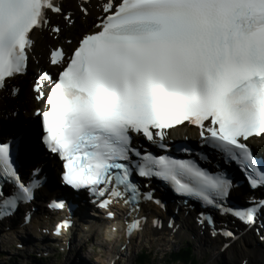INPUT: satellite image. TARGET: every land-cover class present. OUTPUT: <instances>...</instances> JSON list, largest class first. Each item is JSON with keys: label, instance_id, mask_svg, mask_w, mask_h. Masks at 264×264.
I'll use <instances>...</instances> for the list:
<instances>
[{"label": "snow or ice", "instance_id": "1", "mask_svg": "<svg viewBox=\"0 0 264 264\" xmlns=\"http://www.w3.org/2000/svg\"><path fill=\"white\" fill-rule=\"evenodd\" d=\"M49 11L61 13L62 5L0 0V88L26 73L33 35L50 26ZM103 13L66 58L62 49L52 50L50 63L62 69L55 78L41 71L33 82L35 98L45 104L36 110L45 142L65 161L63 182L89 191L107 219L114 218L115 201L138 211L141 202L152 200V191L141 192L131 179L135 174L158 178L178 195L253 226L264 213V199L249 197L247 207L232 209L226 201L235 185L224 171L210 173L194 159L153 154L137 141L165 150L169 130L187 122L202 145L239 164L251 188L264 186V166L251 146L264 140V0H106ZM37 175L33 170V178L22 182L10 162V144L0 142V182L16 189L0 201V215L34 198ZM49 207L59 209L61 201ZM144 220L126 221V234ZM198 222L212 226L213 237H224L225 249L237 239L232 231H218L210 215L201 213ZM66 224L61 219L54 234Z\"/></svg>", "mask_w": 264, "mask_h": 264}, {"label": "bare ground", "instance_id": "2", "mask_svg": "<svg viewBox=\"0 0 264 264\" xmlns=\"http://www.w3.org/2000/svg\"><path fill=\"white\" fill-rule=\"evenodd\" d=\"M63 3L66 5V13H64L63 16H60V19L56 20V18L52 15L47 16L50 23L61 25V31L57 35H51V37L56 38V41L49 38L47 35L49 27H47V30H45L46 28L37 30L33 35L34 45L30 53L31 55H34L38 62L36 65L31 66L32 69H49L44 57L46 49L52 44H55V42L61 43L65 47H72L76 43L75 40L80 34L88 31L89 28L93 30V25L99 22V19L96 16L100 13V8H96V5H104L106 0H63ZM64 15L70 16L72 23L67 22L63 18ZM69 40L71 41V44H68L67 41ZM31 79L30 73L18 76L15 79V82L20 87V92L16 96L11 95V92H5L6 90L0 93V106L3 105L4 109L10 113L9 117L7 118L8 122L12 123L14 120L12 116V110L19 109L22 115H29L28 113L31 112V109L38 106L39 103L34 100V93L31 92L29 86H27ZM254 141L259 142L262 140L254 139ZM35 155H38V153ZM20 163L22 162L20 161ZM44 189L45 187L42 188L41 195L43 194ZM89 209L91 211L92 207H89ZM175 210L176 209L173 204L171 206L166 205L160 207L155 202H144L140 208L138 217H144L145 220L141 222L139 230H135L136 232H133L132 236H135L132 240L134 241H131V239L125 240L124 237L120 235L118 238L119 245L117 244V246L120 247L121 243H124V241L125 243H130V245H127V248L121 250H119V248L117 249L116 247L114 252L109 256L106 264H119L117 263L119 255L124 256L127 254L131 255V260L134 261L138 252L135 251L133 253V251L136 247L140 246V243L144 239H147V243H150L151 240H153L154 242L162 243L163 245L167 244L170 246L177 239H181L183 235H189V237H192L194 244H198L199 248H201L200 246L203 247L201 248V251H205L204 246L209 247L211 251V258L215 262L223 261L226 264H241L245 258L250 259L252 262L255 260H264V241H261V239L255 240L250 236L249 231L242 233L238 240L230 243L227 249L224 250V244L228 243L225 238H223L221 235L213 237L209 229H206L204 225H193V213L188 211L177 212ZM43 211L44 210H41V207L38 206L37 210L32 214V218L28 219V223H25L24 220L17 215L11 219L12 224L15 222L17 226H11L9 229L3 230L0 234L4 237H0V249L2 248L1 250L4 253V256L9 251L21 254L24 252L26 248L25 246L31 243V245L38 247L39 251L43 252L42 254L45 256H50L54 252L64 251V257L62 260H60L62 262L60 264H90V262H88L84 256L80 255V248H76L75 240L76 238L80 237L79 241H81L82 238L83 241L87 243L97 239L96 237L100 235V232H98L100 227H98L97 224L108 221L104 220L103 218L95 217L96 219H93V223L90 224L89 222L92 221L89 217V210L79 208L78 210H74V212L71 213L73 215H69V213L66 214V217H63V219L67 218L68 221L66 226L62 227V231L64 233L61 232V235H57L50 232V228H54L55 222L58 218L54 217L57 215L53 214L57 213H51L53 217L48 216V219H44V217H42ZM73 218L74 220H72ZM20 220L21 224L18 225L17 223ZM153 220L158 221V226L153 224ZM118 221L120 224H118ZM189 221H191V223H189ZM108 223H110V225H108V228L104 231L103 236L108 242H113L114 237L109 235L111 231L114 229V232L116 233L117 229L121 231L124 226L123 223H121V220L117 219L111 220ZM170 224L171 227L169 226ZM39 228L48 229L50 233L48 235H51L53 242H60L62 248L58 249L57 246L49 247L48 245L42 246V239L41 245H39L37 238L39 236ZM67 230L69 237H66ZM31 235H35L33 240H30ZM24 236H27V239H25ZM97 244H99V241ZM140 249L143 250L146 248H139L138 251H141ZM20 250H22V252H20ZM151 250H154V248L150 249V251ZM160 250L163 249L160 248ZM237 255L238 257L236 258L235 256ZM0 264H4V258H0ZM19 264L24 263L21 262Z\"/></svg>", "mask_w": 264, "mask_h": 264}, {"label": "rangeland", "instance_id": "3", "mask_svg": "<svg viewBox=\"0 0 264 264\" xmlns=\"http://www.w3.org/2000/svg\"><path fill=\"white\" fill-rule=\"evenodd\" d=\"M102 227H100V230L98 232H100V235L98 237H96L97 239H94L93 241H89V242H84L83 239L81 238V241H79V238H76L75 243H76V248H80V255L84 256V258L87 259L88 262H90V264H106L107 260L109 258V256L112 254L111 251H114L117 247L118 248H122L117 246V244L119 245V236H122V232H120V230L117 229L116 233L114 231H111V233L109 234L110 236H113V242H108L104 235V231L108 228V224L105 223V227L103 226V223H101ZM106 233V232H105ZM189 235H187L188 238ZM157 238V237H156ZM186 239V238H185ZM143 240V239H142ZM99 241V244H97V242ZM177 241V240H176ZM176 241L173 243L174 245H176ZM191 241V245L194 246V250H192V252L194 253V255H197L198 258V262L196 264H213V263H218L213 261V259L211 258V251L209 249V247L204 246L205 251H201V248H203L202 246H200L201 248L198 247V244H194V242L192 240ZM161 245V246H160ZM196 245V246H195ZM165 246V247H164ZM146 248L143 249L142 251H146L150 254L149 258H150V262L151 264H182L180 261L178 260H171L169 261L167 258L168 256L165 255V257L163 258L162 255L164 254L165 251H168L171 249V245L168 246L167 244L163 245L162 243H158V242H154L153 240H151L150 243H147V239H144L141 243L140 246L136 247L133 251V253L135 251H138L139 248ZM162 248L163 250H160V248ZM154 248V251H150V249ZM2 249V248H1ZM86 251V252H85ZM56 253V252H55ZM64 254V252H63ZM61 255V259H54V257H51L49 260H46L44 263L42 264H60L62 263L60 260L63 259L64 255ZM195 255V256H196ZM7 256V255H6ZM236 258L238 257L235 256ZM5 260V259H4ZM26 259H21L19 260V262H25ZM248 258L245 264H257L260 262H248ZM7 264H19V263H13V260H6ZM6 263V262H5ZM109 263V262H108ZM119 264H135L132 262L131 260V255H124V256H120L119 255V259L118 262ZM25 264H31L30 260H26ZM137 264V263H136ZM189 264V263H188ZM218 264H226L225 262L221 261Z\"/></svg>", "mask_w": 264, "mask_h": 264}, {"label": "trees", "instance_id": "4", "mask_svg": "<svg viewBox=\"0 0 264 264\" xmlns=\"http://www.w3.org/2000/svg\"><path fill=\"white\" fill-rule=\"evenodd\" d=\"M150 253L146 251H141L137 254L135 262L137 264H151L149 255ZM171 257L168 259L171 260H178L182 264H196L197 259L195 258L194 253L192 252L191 246L188 245L187 247L181 248L178 253H173L170 255Z\"/></svg>", "mask_w": 264, "mask_h": 264}]
</instances>
